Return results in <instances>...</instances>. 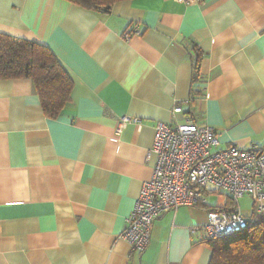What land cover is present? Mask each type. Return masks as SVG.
<instances>
[{
  "label": "crops",
  "instance_id": "0c3cea01",
  "mask_svg": "<svg viewBox=\"0 0 264 264\" xmlns=\"http://www.w3.org/2000/svg\"><path fill=\"white\" fill-rule=\"evenodd\" d=\"M0 32L48 45L74 81L49 117L31 78H0V264H210L212 245L191 232L206 207L160 215L143 251L122 232L156 165L158 121L264 149V0H119L109 12L0 0ZM123 115L140 121L118 133Z\"/></svg>",
  "mask_w": 264,
  "mask_h": 264
},
{
  "label": "built area",
  "instance_id": "2783aa9c",
  "mask_svg": "<svg viewBox=\"0 0 264 264\" xmlns=\"http://www.w3.org/2000/svg\"><path fill=\"white\" fill-rule=\"evenodd\" d=\"M193 2L198 0H182ZM141 34L135 25L125 31L129 38ZM177 113L183 107L174 108ZM140 119L123 115L116 132L128 122ZM218 131L190 118L183 121H158L150 149L157 156L152 176L143 184L131 212L126 217L123 238L134 250L143 251L150 243L157 218L181 206H206L204 223L191 227L202 238L220 237L252 225L257 215H264V149H247L232 144L219 147ZM213 193L230 199L214 205ZM252 198L250 214H244L240 198ZM208 207H210L208 209Z\"/></svg>",
  "mask_w": 264,
  "mask_h": 264
},
{
  "label": "trees",
  "instance_id": "16d2710c",
  "mask_svg": "<svg viewBox=\"0 0 264 264\" xmlns=\"http://www.w3.org/2000/svg\"><path fill=\"white\" fill-rule=\"evenodd\" d=\"M69 1L109 12L119 0ZM201 56L199 53L195 61V80H199ZM21 77L33 80L47 116L57 117L71 103L74 81L50 47L0 32V78ZM206 239L213 247L210 264H264V215L255 216L252 225L239 232Z\"/></svg>",
  "mask_w": 264,
  "mask_h": 264
},
{
  "label": "rangeland",
  "instance_id": "374dc122",
  "mask_svg": "<svg viewBox=\"0 0 264 264\" xmlns=\"http://www.w3.org/2000/svg\"><path fill=\"white\" fill-rule=\"evenodd\" d=\"M218 198L220 197L218 196ZM216 199H217V193H213L212 197L210 198V201L212 202V204L216 202ZM239 200H240V204H241L244 214L249 215L252 209V198L249 195H246L244 197H241ZM226 201L228 202L227 203L228 205H231L229 198H227Z\"/></svg>",
  "mask_w": 264,
  "mask_h": 264
}]
</instances>
